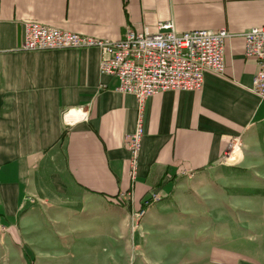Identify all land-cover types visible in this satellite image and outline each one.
<instances>
[{
    "label": "crops",
    "instance_id": "1",
    "mask_svg": "<svg viewBox=\"0 0 264 264\" xmlns=\"http://www.w3.org/2000/svg\"><path fill=\"white\" fill-rule=\"evenodd\" d=\"M167 20L179 32L226 28L225 73L206 71L199 89L144 101L131 178L124 137L134 130L136 98L100 73L95 47L21 49L23 22L117 40L128 27L155 30ZM263 24L264 0H0V264H126L130 212L155 192L167 198L139 220L133 264H257L259 252L244 260L206 238L189 242L182 227H200L197 217L187 221L207 209L186 200L179 174L200 178L237 137L242 171L264 183V99L250 90L257 64L243 37ZM76 109L88 120L67 122ZM226 185L211 189L215 199ZM170 203L179 219L155 216ZM159 227L167 228L158 235Z\"/></svg>",
    "mask_w": 264,
    "mask_h": 264
},
{
    "label": "built area",
    "instance_id": "2",
    "mask_svg": "<svg viewBox=\"0 0 264 264\" xmlns=\"http://www.w3.org/2000/svg\"><path fill=\"white\" fill-rule=\"evenodd\" d=\"M229 36L226 28L179 32L174 22L167 20L158 22L155 30L148 27H128L120 39L110 40L37 21H24L21 49H98L100 73L114 76L117 80L115 90L132 94L138 103L134 130L124 137L129 153L130 176L134 178L144 133V101L154 93L169 89H199L206 71L223 75L224 46ZM243 37L245 57L254 58L257 64L250 90L264 99V24L250 27L243 33ZM65 116L67 122L87 121L89 117L87 111L80 109L67 111ZM234 145H241L237 137L229 143L223 154V161L230 162L227 151ZM155 197L156 192L146 197L143 202L150 203ZM143 208L140 205L130 212L133 228L138 225Z\"/></svg>",
    "mask_w": 264,
    "mask_h": 264
},
{
    "label": "rangeland",
    "instance_id": "3",
    "mask_svg": "<svg viewBox=\"0 0 264 264\" xmlns=\"http://www.w3.org/2000/svg\"><path fill=\"white\" fill-rule=\"evenodd\" d=\"M240 146L238 145L239 148ZM239 158L240 156H237L230 160V162H225L222 156L220 165L218 164L217 167L212 168L206 174L199 175L200 178L198 179L197 177L190 176L189 173L181 172L179 174L181 181L184 180L185 182V189L182 190L183 192H188L183 195L188 198L186 200L194 202L198 207L199 204L201 206L204 203L203 208L207 209L206 213L199 217L198 213H196L198 211L196 208L198 207L192 206L191 213H196L197 216L190 217L187 223L189 221H195L197 217L201 225L198 227L193 224L190 227H182V229H188L190 231V235L192 236V241H189L190 243L194 244V239L197 236L198 240L206 238L207 245H220L222 247L232 248L240 256H243L244 260H246L247 253L251 255L252 252H259L256 254L254 261L257 264H264V255H260V251L264 250V199L262 200L264 183L255 182L254 180L256 179H254L251 173L248 175V172L242 171L244 168H241L238 162H231ZM208 173L209 175H207ZM218 173L221 174L219 177L220 180H216ZM199 184H204V189L199 188ZM225 184H227V187H224L223 192L217 195L218 198L215 199V195L211 193L213 192L211 189ZM166 198L160 197L159 193H157V197L150 203L159 202ZM169 207H171L169 210L157 211L155 216L165 217L164 219H179L181 214L179 213L178 206L175 208L170 203ZM145 211L146 208L144 207L140 213L139 220L145 216ZM129 218L131 219V216ZM185 219L186 217L181 218L180 221L184 222ZM139 227V222L135 228L129 223L126 248L129 252H132L127 256L126 264H133L134 262L135 256L133 250L134 245H137L135 244V235L139 231ZM162 228L167 227H159L157 231L158 235L162 234ZM0 231L2 232L4 230ZM180 242L182 243L183 241ZM205 248L206 245L203 249ZM84 260L91 261L92 259L85 258ZM96 261H100V257L93 260V262Z\"/></svg>",
    "mask_w": 264,
    "mask_h": 264
},
{
    "label": "bare ground",
    "instance_id": "4",
    "mask_svg": "<svg viewBox=\"0 0 264 264\" xmlns=\"http://www.w3.org/2000/svg\"><path fill=\"white\" fill-rule=\"evenodd\" d=\"M240 155H241V150L238 147V145L231 146L230 150L227 151V159L228 160H232V159H234V157H237Z\"/></svg>",
    "mask_w": 264,
    "mask_h": 264
},
{
    "label": "trees",
    "instance_id": "5",
    "mask_svg": "<svg viewBox=\"0 0 264 264\" xmlns=\"http://www.w3.org/2000/svg\"><path fill=\"white\" fill-rule=\"evenodd\" d=\"M150 205H151V203H149V202H147V203H144L143 201L141 202V206H144L145 208H148Z\"/></svg>",
    "mask_w": 264,
    "mask_h": 264
}]
</instances>
